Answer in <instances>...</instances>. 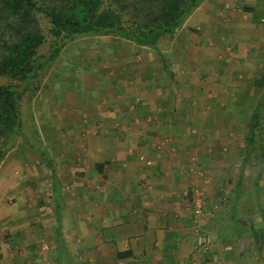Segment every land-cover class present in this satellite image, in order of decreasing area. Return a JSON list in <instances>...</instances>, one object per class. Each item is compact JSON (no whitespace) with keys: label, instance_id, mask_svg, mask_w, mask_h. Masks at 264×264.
Segmentation results:
<instances>
[{"label":"rangeland","instance_id":"1","mask_svg":"<svg viewBox=\"0 0 264 264\" xmlns=\"http://www.w3.org/2000/svg\"><path fill=\"white\" fill-rule=\"evenodd\" d=\"M46 48L43 46L41 51ZM158 49L163 63L174 74V81L161 66L157 52L147 47L115 37L76 38L47 65L37 91L30 98L22 97L19 112L24 141L18 137L0 162V250H19L20 256L6 258V264H26L24 261L29 260L19 254L26 249L22 234L27 225L34 234L46 239L36 247L45 255L38 264H85V257H54L56 243L48 233L54 229V199L58 195L52 193L51 167L38 151L48 157L57 180L66 183L62 190H69L72 160L80 163L84 150L78 140L103 136V131L89 130L88 126L82 130L57 129L60 123L56 119L62 109L57 105L66 100L80 103V114H71L79 128L80 123L93 121L91 114L84 116L85 109L90 105L106 106L105 101L87 104V92H104L114 80L120 85L119 79L128 82L122 85L131 93L130 100L122 106L128 110L144 106L147 112L151 111L144 114V120L162 123L150 137L166 141L172 154L178 151L173 139L185 140L182 144L190 148V157L211 164L212 174L197 167L195 176L199 181L193 178L187 188V215L195 224L192 237L201 253L208 255L207 262L264 264V119L260 116L263 109L259 114L261 129L255 132L249 155L242 158L248 115L260 94L254 80L264 74V0H203L173 36L159 39ZM143 84L146 92L142 90ZM156 107L165 109L157 114L153 112ZM120 131H113V136L123 137ZM79 177L83 181L81 176L76 178ZM238 177L242 186L237 194L234 183ZM90 194L64 191L62 202L69 205L63 207L61 217L67 219L76 200L82 205L84 200L94 199ZM196 200L200 203L199 213L194 212ZM13 218L14 227H8ZM212 221L218 226L217 238L228 254L226 259L217 255L216 241L212 243L217 247L204 245L202 226ZM15 228L20 232L15 234Z\"/></svg>","mask_w":264,"mask_h":264},{"label":"crops","instance_id":"2","mask_svg":"<svg viewBox=\"0 0 264 264\" xmlns=\"http://www.w3.org/2000/svg\"><path fill=\"white\" fill-rule=\"evenodd\" d=\"M115 81H112L111 87L104 92H87V104L106 102V106L90 105L89 110H84V116L91 114L89 117L93 118V121L90 123L95 122V125L80 123L78 128L74 123L73 116L79 115L82 110L80 103L66 100L61 106L57 105L62 107L60 116L56 119L60 123L57 129L82 130L88 126L89 130H102L103 136H87L81 138V141L78 140L84 149L81 151L82 163H74L72 160L69 190H62L66 183H60L53 175L52 193L55 189L59 193L61 207L58 219L54 218V229L48 236L52 235L51 241L56 243L55 226L58 220L60 242L63 246L60 254L55 247V259L71 255L85 257L86 259L82 260L85 264H194L192 259L196 264H212L207 262L208 255L201 253V247L195 246L191 231L195 224L191 223L187 215L190 203L187 188L193 178L199 181L195 176L196 168L203 167L207 173L212 174L211 164L200 161L195 156L190 157L187 153L190 148L182 144L185 140L173 139L178 145V151L172 154L166 141H159L155 136L150 137L157 133L156 130L162 123L144 120V114L151 113L147 112L144 106L132 110L122 106L130 100L131 93L125 91L122 85L128 82L119 79V85ZM142 90L147 91L145 85ZM56 98H59L58 94ZM72 98L75 99L73 95ZM154 110L157 111L153 112L162 114L160 108L156 107ZM67 113L68 116L65 117ZM164 113L168 114L165 110ZM91 126L95 128H90ZM117 130H122L119 134L123 137L113 136L112 132ZM108 131H111V134ZM102 162L106 164L100 169L93 168L94 163ZM65 167L64 164L63 168ZM77 176H81L83 181L80 177L76 178ZM64 191L76 192L77 195L91 192L90 195L94 199L84 200L82 205L76 200L64 220L61 211L69 205L62 202ZM77 199L80 200V197ZM14 223L15 218L9 219L8 227H14ZM40 226H44L42 220ZM217 228L214 221L202 226V236L206 238L204 245L217 247L219 244L217 255L226 259L228 254L224 253L221 241L217 238ZM19 232V228L14 229L15 234ZM22 237L23 248L26 249L19 254H22L23 258H29L24 262L41 263V258H45V255L43 251H37L36 247L38 242L46 239L34 234L30 225L23 228ZM212 240L217 244H213ZM237 240L239 238L235 241ZM0 252V264H6V258H20L17 255L19 250ZM14 263L9 261L8 264Z\"/></svg>","mask_w":264,"mask_h":264},{"label":"trees","instance_id":"3","mask_svg":"<svg viewBox=\"0 0 264 264\" xmlns=\"http://www.w3.org/2000/svg\"><path fill=\"white\" fill-rule=\"evenodd\" d=\"M201 1L0 0V162L18 137L24 141L19 112L22 97L30 98L37 91L43 71L67 43L80 37H115L135 42L157 52L161 66L174 81V74L163 63L158 41L165 35L173 36ZM43 46H47L45 52L41 51ZM254 83L260 94L248 115L243 160L251 151L255 132L261 129L260 109L264 112V74ZM260 116L264 119V114ZM259 145L262 147L260 142ZM38 152L51 167L53 178L48 157ZM103 164L106 162L94 163L93 168L98 170ZM239 178L234 183L237 194L242 186ZM253 183L256 186L255 180ZM56 192L55 189L58 197L54 199V212L58 219L61 206ZM230 215L235 217L233 212ZM55 227L56 251L60 254L63 246L58 220Z\"/></svg>","mask_w":264,"mask_h":264},{"label":"built area","instance_id":"4","mask_svg":"<svg viewBox=\"0 0 264 264\" xmlns=\"http://www.w3.org/2000/svg\"><path fill=\"white\" fill-rule=\"evenodd\" d=\"M194 205H195L194 212H195V213H199V212H200V203H199V201L196 200V201L194 202ZM200 241H201V239L198 237V238H197V242L200 243Z\"/></svg>","mask_w":264,"mask_h":264}]
</instances>
